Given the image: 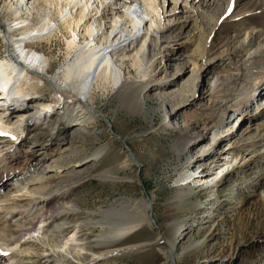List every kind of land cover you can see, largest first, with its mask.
Returning a JSON list of instances; mask_svg holds the SVG:
<instances>
[{
	"label": "bare ground",
	"instance_id": "6f19581e",
	"mask_svg": "<svg viewBox=\"0 0 264 264\" xmlns=\"http://www.w3.org/2000/svg\"><path fill=\"white\" fill-rule=\"evenodd\" d=\"M0 2V144L5 148L0 147V264H96L101 259L127 255L149 244L160 252L163 264L169 262L173 258L175 236L181 228L173 220L187 213L179 204L184 197L189 202L199 199L192 195L197 188L209 189L212 183L220 186L241 154L234 158L233 152L222 148L224 140L218 135L219 126L238 124L239 116L248 110L249 101L254 97L238 103L237 108L221 104L225 113L223 124L183 119L179 122V109L174 102L182 95L184 86L196 90L199 77L209 74L215 58L219 59L217 64H230L254 44L259 45L264 32L236 30L230 41L223 42L217 50L215 43L208 40L203 43V49L198 48L202 50L201 59L198 57L200 63H192L190 56L181 54L175 43L182 29L190 24L209 25L211 36L218 24L217 12L224 6L223 12L230 10L227 17H231L237 0ZM166 3L174 6L168 12ZM165 17L171 18L164 20ZM172 19L178 22L174 24ZM229 45L233 47L231 50ZM53 47L62 54L59 62ZM166 49L169 51L164 54ZM174 52H179L178 58L170 54ZM170 66H175L174 77L180 72L175 80L160 82L153 77L154 69L165 72ZM220 80L209 74L202 93L205 97H199L211 109L217 102L215 94ZM49 90L53 96L49 101L43 100L41 95L45 96ZM166 91L169 92L162 93ZM151 92H155L163 106H170L163 125L178 132V153L186 155L207 139L212 143L196 161L197 165L206 164L204 170L195 178L187 174L180 176L183 184L174 189L175 197L167 202L165 231L157 234L151 231L148 239L151 223L147 201L121 199L117 205L88 216L75 203L71 206L69 202L64 203L67 194L55 183L57 176H65L66 169L81 167L80 162L73 165L74 161L65 167L62 163L58 165L62 157L58 151L62 143V153L73 149L72 142L68 141L69 130L97 122L98 101L103 95L118 94L126 107L137 112L145 107ZM15 114L16 120H10ZM253 121L250 117L247 124ZM35 132L46 136L32 135ZM120 160L118 171H125L132 169L135 159ZM103 161L105 164L109 160ZM54 168L64 171L53 173ZM105 178L112 183L123 182L108 175ZM191 179L197 186L188 185ZM190 214L194 215L193 211ZM91 225L98 228L99 235L93 240L84 237ZM142 240L145 241L141 243ZM231 256L222 255V262L230 264Z\"/></svg>",
	"mask_w": 264,
	"mask_h": 264
},
{
	"label": "rangeland",
	"instance_id": "374dc122",
	"mask_svg": "<svg viewBox=\"0 0 264 264\" xmlns=\"http://www.w3.org/2000/svg\"><path fill=\"white\" fill-rule=\"evenodd\" d=\"M173 7V4L169 3L167 6L166 3L165 11L168 12ZM224 8L222 6L217 12L218 24L211 36L209 33L212 28L209 25H205L204 28L190 24L182 29L175 43L180 47L181 54L185 53L190 56L192 63L194 61L200 63L199 52L202 50L199 51V49H203V43L205 45L208 40L215 43V50H217L216 48L223 42L228 39L230 41L236 30L246 32L256 29V31L264 32V0H237L231 17H227L230 10L225 13ZM167 18L171 17H165L164 20H168ZM172 22L175 24L178 21L173 20ZM199 32L201 34H198ZM198 41L203 42L201 44ZM263 41L262 37L259 45L254 44L245 55L242 53V59H232L230 62L233 64L230 62V64H227L228 62L223 65L217 64L219 59H214L216 63L213 62L214 65L209 68V74L221 80L217 89L218 93L215 94V102H217L212 109L207 106V101L199 99L201 95L205 97L202 93L209 74L199 77L195 91L184 86L182 95L178 97L177 103L174 102L176 108L179 109V122L183 119L190 122L199 120L201 124L211 121L223 124L225 113L223 106L220 107L221 104L234 105L233 108H237L240 103H245L247 99L250 100L251 96L254 97L253 101H249V111L242 112L239 116L241 121L238 124L233 122L228 126L227 124L219 126L218 135L224 140L222 148L233 152L234 158L241 154L234 163L235 167L233 166L232 171L230 169L226 172L228 173L227 178L220 186H214L215 184L210 179L212 184L209 189L203 190L200 187L192 194L199 199L189 202L186 201L187 197H184L181 201L179 207L184 209L187 215L184 214L178 220H173V223L179 224L181 228L174 239L173 258L165 264H227L221 259V256L225 254H232L230 264H264ZM228 47L231 50L232 46ZM56 48L53 47L52 51L57 54L56 58L59 62L62 54ZM168 51L166 49L164 54ZM248 53L250 55L246 57ZM170 54L177 56L179 52ZM156 69H154L153 77L161 80L160 82L173 80L180 73L177 71L174 77L175 66L166 68L165 72ZM167 92L169 91L162 93ZM193 93L194 96L191 97ZM150 94L145 107L137 112L126 107L118 94L103 95L98 101L100 111L96 116L97 122L80 129L75 128L74 131L69 130L68 141L72 142L73 149L76 150L72 149V152L68 150L62 153V143L58 151L62 155L58 165L62 163L65 167L70 161H74L73 165L80 162L81 167L78 170L66 169L63 174L65 176H62L63 178L57 176L55 183L56 187L67 194L64 203L69 202L68 206L75 203L79 211L88 216L105 211L111 205H117L116 203L121 199L147 201L151 223L148 239H151V231L152 234L165 231L164 227L168 226V219L165 218L167 202L175 197L174 189L183 184L180 176L187 174L195 178L201 170H204L206 164L197 165L196 161L199 156L209 150L212 143L207 139L197 148H191L186 155L178 153L180 150L177 147L178 132L163 125L165 112L169 111L170 106H163L160 100L159 103L155 92ZM45 96L41 95V98L49 101L50 96L53 95L49 90L45 92ZM22 108L25 109V106ZM250 117L254 121L249 125L247 119ZM10 120L15 121L16 114L12 115ZM32 135L46 136L41 132H35ZM73 137L76 139L71 140ZM2 145L0 144V147ZM24 150L25 148L21 149V151ZM94 155L97 157L95 158ZM220 155L221 153L218 156ZM124 157L135 159L131 164L132 169L118 171L120 159ZM105 158L109 161L104 164ZM53 165L56 164L53 163ZM54 170L53 173L64 171L63 168H54ZM105 171L109 173L104 174ZM106 175L123 180V182L112 183L105 178ZM187 183L191 187L197 186L192 179ZM191 211L194 215L190 214ZM58 224L61 222L56 226ZM97 230L95 225H91L90 232L84 237L90 240L98 238ZM144 241L142 240L141 243ZM96 264H163V260L160 252L149 244L127 255L101 259Z\"/></svg>",
	"mask_w": 264,
	"mask_h": 264
}]
</instances>
